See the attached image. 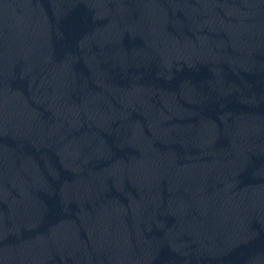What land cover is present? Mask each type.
I'll list each match as a JSON object with an SVG mask.
<instances>
[{
	"label": "water",
	"instance_id": "1",
	"mask_svg": "<svg viewBox=\"0 0 264 264\" xmlns=\"http://www.w3.org/2000/svg\"><path fill=\"white\" fill-rule=\"evenodd\" d=\"M0 50L132 131L264 178V0H0Z\"/></svg>",
	"mask_w": 264,
	"mask_h": 264
}]
</instances>
